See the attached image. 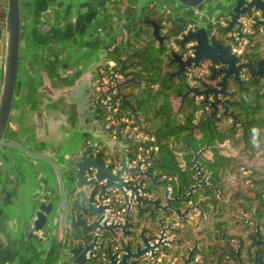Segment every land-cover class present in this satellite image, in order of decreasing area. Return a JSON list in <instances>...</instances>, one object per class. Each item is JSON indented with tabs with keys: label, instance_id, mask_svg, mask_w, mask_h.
<instances>
[{
	"label": "flooded vegetation",
	"instance_id": "1",
	"mask_svg": "<svg viewBox=\"0 0 264 264\" xmlns=\"http://www.w3.org/2000/svg\"><path fill=\"white\" fill-rule=\"evenodd\" d=\"M137 1L110 0L101 16L106 19L111 16L119 25L115 39L85 48L79 44L85 34L84 27L77 29L79 25L75 23V15L79 13L75 10L77 3L21 0L20 63L6 142L34 153L44 152L34 130L42 132L48 127V131L55 132L65 119L64 115H58L61 98L60 92L54 94L55 82L63 83L66 77L69 81L78 64L86 60L90 65L91 57L98 62L104 55L109 70L120 68L121 61L126 59V55L122 57L126 49L131 56L127 66L135 65L128 70L124 81L134 78L144 83L140 98L136 97L140 87L131 85L125 90L126 94H132L129 98L137 106L138 116H132L123 106L108 72L101 69L95 84L102 93L100 101L111 104L99 117L101 126L111 132L110 139H117L122 133L129 139L130 146L118 150L98 145L91 155L99 165L114 172H118L122 164L129 168L125 183L140 188L139 192L143 193L139 202L116 195L113 200L100 202L101 207L94 204L92 211L101 212L99 217L88 216L87 208L75 205L82 208L79 214L75 213L80 223L101 219L100 226L110 231L99 234L96 240L76 239L75 232L68 238L60 203L48 229L40 226L33 232L21 209L41 191V181L46 174L34 160L20 152L6 151L10 166L0 158L2 264L47 263L59 230L58 207L66 231L61 236L63 240L53 264H71L68 262L71 257L77 258L78 264H120L126 255L129 258L121 264H264V143L252 145L254 136L259 135L260 130L264 132V112L255 114L259 89H264L261 87L264 77H252L245 71L243 84L231 80L227 89L231 93L229 97L217 93L206 97L202 94L206 90L203 84L194 79L201 78L211 88H216L222 68L217 61L203 63L201 69L188 70L186 78L179 81L171 78L176 67L174 69L168 59L160 56L163 50L172 47L169 41L181 31L202 26L212 29L218 43L232 46L238 27L232 32L227 30V13L235 5L229 0H211L198 15L191 11L162 15L164 8L150 2L140 4L139 16ZM8 3L9 0H0V29L4 33L0 36V80ZM207 11H213L214 15L206 17ZM145 17L162 26L163 44L155 39L153 29L144 24ZM261 20L262 14L256 11L242 17L244 35L248 38L243 39L234 53L248 56L250 46H254L252 40L258 35L264 43V26H255ZM128 28H133L132 32ZM72 44L86 53L76 64L68 59ZM61 45L65 46L68 62L62 64L60 76L52 72L57 69L60 74L57 63L47 66L44 61L53 53L58 54ZM29 50V56L27 53L25 56L24 51ZM247 62H251L249 56ZM259 62L253 64L257 66ZM251 79H255L254 85L250 84ZM49 81L52 84L48 85ZM88 81L81 79L84 85ZM146 100L147 105L140 108ZM49 113L53 119L49 118ZM83 140L82 148L89 139L83 136ZM43 142L44 145L55 143L54 140ZM73 147L77 146H71L68 153ZM47 153L61 162L53 152ZM46 171L52 177L51 172ZM32 184L35 190L29 191L28 186ZM10 194L18 198L17 202L9 201ZM79 248L81 252L75 256L72 250ZM138 249L144 257L136 260L132 256Z\"/></svg>",
	"mask_w": 264,
	"mask_h": 264
},
{
	"label": "water",
	"instance_id": "2",
	"mask_svg": "<svg viewBox=\"0 0 264 264\" xmlns=\"http://www.w3.org/2000/svg\"><path fill=\"white\" fill-rule=\"evenodd\" d=\"M210 1L211 0H138L136 7L139 16L142 13L139 8L140 4L143 3L147 5L150 2H156L164 8L161 10L162 15L168 12L181 14L182 11H191L198 15L203 12V8ZM229 2L233 3L235 6L227 13L229 19L227 30L232 32L238 27V36L232 46L218 43L215 36H212V29L207 28L208 26H202L195 27L188 31L186 29L181 31L169 41L173 48H166L160 55L164 59H168L170 66L173 68L176 67V72L171 75V78H177L179 81L186 78L188 70L201 69L203 63L217 61L222 68L218 72L220 83L216 88H211L209 84L203 82L201 78L197 80L194 79L197 83L203 84L206 90L202 94L206 97L216 93L222 97H229L231 93L228 92L227 89L231 80L243 84L242 74L245 71L252 77H264V60L260 61L258 65L255 66L251 62H247V55H238L234 53V49L240 47L243 39L248 38V35H244L245 24L242 22V17L244 15L253 11L261 13L262 20L256 23L255 26H264V0H229ZM143 22L146 26L153 29L155 39L163 44L164 39L160 36L162 26L149 17H145ZM3 34L4 33L0 29V36ZM21 35V0H9L3 67L0 80V158L7 166H10L11 163L9 162V157L6 155V151L13 150L15 152H20V154L39 163L41 172H45L46 174V178L41 181V184H43L41 191L39 190L38 194L33 197L31 203L24 204L21 209L22 213L27 215V225L29 229L31 228L30 231H38L40 226H45L46 229H48V225L55 213L56 207L60 203V207L62 206L65 216V227L68 231V238L70 236L73 237V232H75L76 239L93 238L96 240L99 234L110 232L108 229L100 226L99 222L101 219L99 221L93 220L82 224L80 223L79 216H76L75 213L77 212L79 214L82 208H87L88 216L99 217L102 216L101 212L92 211L94 204L101 207L102 204L100 202L106 199L113 200L116 195H123L124 199L132 197L139 202L140 195L143 193L139 192L140 188H132L125 183L129 168L123 167L122 164L121 169L118 172H114L107 169L105 166L99 165L96 162V157L91 155L98 145L113 146L118 150H125L130 146L129 139L124 137L122 133L118 135L117 139H110L109 135L111 132L106 130L104 125L101 126L99 122L101 113L105 112L107 110L106 108L111 106V104H105L100 101L102 93L97 90L98 86L95 84L96 75H98L101 69L108 72L107 75L116 85V91L118 97L121 98L123 106L131 111L134 117L138 116V108L131 103L129 96L132 94H126L125 90L130 88L131 85L140 87L139 92L136 94V97L140 98L144 83L136 81L134 78L124 81L128 70L133 69L135 65V63H133L127 66L131 60V56L126 49H123L122 54V57L126 55V59L121 61L120 68L114 70H109V66L106 64V56L104 55L101 56L98 62L91 57L90 60H92V63L90 65H87L86 60H84L78 64L73 77L70 78L69 81H66L68 80L66 77L63 83L55 82L54 94L60 92L61 98L58 115H64V122H60L57 125V131L55 132H53L52 129L48 131V127L44 128L45 131L42 132L34 130L36 141L37 143L41 141L39 144L41 146L39 147H41L44 152L34 153L32 150L25 148L24 150L22 149L23 147L20 148L21 146L19 147L17 144L8 143L5 140L16 93L20 63ZM64 47L65 46L61 45L58 54L53 53V56H49L48 60L44 61V64L47 66L57 63L60 74L57 69L52 72L60 76L62 75V64L65 65V63L68 62L65 57L66 49ZM49 52H52V50ZM47 70L51 72L48 67ZM82 78H87L89 81L84 85L81 82ZM214 78L215 76L212 77V79ZM49 83L52 84L51 81L48 82V85H50ZM173 94L174 92L171 93V95ZM181 94L182 93L179 92V95ZM147 103L148 101L146 100V102L141 103L139 107H145ZM56 107L57 105H55V109ZM49 118L53 119L51 113H49ZM83 124H85L84 128ZM83 136L87 138V140L89 139L87 146L84 148L81 146V144L85 142V140L81 141ZM44 140H54L56 144L53 142L44 145ZM71 146L77 147H73V150L68 153ZM47 151L53 152L57 158H60L61 162L59 163L58 160L47 153ZM46 170L51 172L52 177ZM132 170L133 169H131V171ZM1 178L2 174L0 175V180ZM28 187H30L29 191L35 190L33 184ZM39 188L41 187L39 186ZM75 205L82 208H77ZM56 215L59 219V230L53 240L54 243L50 252V257L46 264H53L56 258L55 256H58V247L63 240L61 236H63V232L65 233L66 231L64 230L65 228L63 229L64 221L60 216L59 207ZM83 250L86 251L87 248ZM80 252V248L72 250L75 256H78ZM142 257H144V255H140L139 249L136 254L132 256V258L136 260ZM127 258H129V256H124L121 263H124ZM76 259L75 257H71L68 259V262L71 264H78ZM0 264L2 263L0 262Z\"/></svg>",
	"mask_w": 264,
	"mask_h": 264
},
{
	"label": "crops",
	"instance_id": "3",
	"mask_svg": "<svg viewBox=\"0 0 264 264\" xmlns=\"http://www.w3.org/2000/svg\"><path fill=\"white\" fill-rule=\"evenodd\" d=\"M108 2L110 0H87L85 3L79 5L82 12L79 11L75 15V23L76 26L77 23L79 25L77 29H80L82 26L84 27V37L80 38L81 40L79 41L82 47L87 48L91 46L93 48L99 46L102 42L107 41L111 43L115 39L119 31V25H117V22H113L110 17L106 19L101 16V12ZM128 29L130 32L133 30V28L131 30L130 28ZM10 195L9 201L12 199L17 202L18 198L15 195Z\"/></svg>",
	"mask_w": 264,
	"mask_h": 264
},
{
	"label": "trees",
	"instance_id": "4",
	"mask_svg": "<svg viewBox=\"0 0 264 264\" xmlns=\"http://www.w3.org/2000/svg\"><path fill=\"white\" fill-rule=\"evenodd\" d=\"M252 43H254V46H250V49H249V52H248L249 53L248 56H249V60L252 63L256 64L257 62L260 61V59H264V50L262 49L263 45H264L263 38L260 35H258V36H256L254 38V40H252ZM254 80L255 79H251V83L250 84H253ZM261 87L263 88L264 85H262ZM257 104H258V107L256 108V113L255 114L260 113L261 111L264 112V89H259V96H258ZM253 124H255V122H253ZM261 136L264 137V132L260 130L259 135L254 136L256 138H254V141L252 142L253 146H256V145H260L261 146L262 143H264V138H262Z\"/></svg>",
	"mask_w": 264,
	"mask_h": 264
},
{
	"label": "rangeland",
	"instance_id": "5",
	"mask_svg": "<svg viewBox=\"0 0 264 264\" xmlns=\"http://www.w3.org/2000/svg\"><path fill=\"white\" fill-rule=\"evenodd\" d=\"M72 1H74L75 3H77V5L76 6H79L80 4H81V2L80 1H82V0H72ZM81 8H80V6L77 8V9H75V10H77L78 12L79 11H81L80 10ZM82 12V11H81ZM102 13V12H101ZM205 14V16L206 17H209V18H211L214 14H213V11H211V13H210V11H207V12H205L204 13ZM109 17H111V16H109ZM24 53H25V56H26V53H27V55L29 56V54H30V50L29 51H24ZM84 54H86L82 49L80 50H78L77 49V44L76 45H71V47L69 48V50H68V59H70V63H77L78 62V60L84 55ZM24 57V56H23ZM26 58H28V57H26Z\"/></svg>",
	"mask_w": 264,
	"mask_h": 264
}]
</instances>
